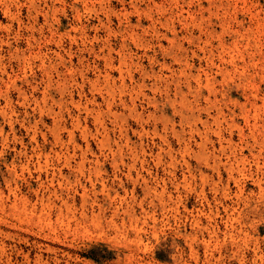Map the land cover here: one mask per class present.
Masks as SVG:
<instances>
[{"label": "rangeland", "instance_id": "1", "mask_svg": "<svg viewBox=\"0 0 264 264\" xmlns=\"http://www.w3.org/2000/svg\"><path fill=\"white\" fill-rule=\"evenodd\" d=\"M0 264H264V0H0Z\"/></svg>", "mask_w": 264, "mask_h": 264}, {"label": "bare ground", "instance_id": "2", "mask_svg": "<svg viewBox=\"0 0 264 264\" xmlns=\"http://www.w3.org/2000/svg\"><path fill=\"white\" fill-rule=\"evenodd\" d=\"M31 14V13H30ZM228 28V27H227ZM211 33V32H210ZM203 41V40H202ZM202 47V46H201ZM2 48V47H1ZM230 48V47H229ZM223 49V48H222ZM202 51V50H201ZM234 54V53H233ZM218 55V54H217ZM61 59V58H60ZM103 59H105V58H103ZM210 60V59H209ZM54 61V60H53ZM41 64V63H40ZM52 65V64H51ZM71 67V66H70ZM111 67V66H110ZM187 67V66H186ZM223 67V66H222ZM188 68V67H187ZM236 68V67H235ZM60 69V68H59ZM221 69V68H220ZM241 69V68H240ZM182 70V69H181ZM238 70V69H237ZM189 71V70H188ZM218 72V71H217ZM188 73V72H187ZM224 73V72H223ZM226 74V73H225ZM53 75V74H52ZM57 76V75H56ZM14 77V76H13ZM16 77V76H15ZM222 77V76H221ZM224 77V76H223ZM236 77V76H235ZM238 77V76H237ZM187 78V77H186ZM197 78V77H196ZM207 78V77H206ZM248 78V77H247ZM9 79V78H8ZM42 80V79H41ZM187 80H188V78H187ZM36 81V80H35ZM45 82V81H44ZM187 82H189V81H187ZM198 82V81H197ZM203 82V81H202ZM231 82V81H230ZM197 84V83H196ZM201 84V83H200ZM209 84V83H208ZM155 85V84H154ZM191 85V84H190ZM211 86V85H210ZM213 86V85H212ZM190 87V86H189ZM44 88V87H43ZM163 88V87H162ZM211 88V87H210ZM213 88V87H212ZM35 90V89H34ZM180 90V89H179ZM178 90V91H179ZM61 91V90H60ZM180 92H181V90H180ZM201 92V91H200ZM180 97H183L182 95L180 96ZM7 98V97H6ZM45 98V97H44ZM47 98V97H46ZM177 98V97H176ZM182 99V98H181ZM180 99V100H181ZM185 99V98H184ZM206 99H207V97H206ZM210 99V98H209ZM215 99V98H214ZM208 100V99H207ZM24 103V102H23ZM82 104V103H81ZM192 104V103H191ZM187 105H188V103H187ZM186 105V106H187ZM190 107V106H189ZM189 107H187V108H189ZM191 108V107H190ZM176 109H180V108H176ZM192 109V108H191ZM178 112V111H177ZM186 113V112H185ZM182 114V116H183V113H181ZM193 115V114H192ZM218 115H219V113H218ZM181 116V117H182ZM185 116V115H184ZM188 116V115H187ZM98 117V116H97ZM210 117V116H209ZM100 118V117H99ZM183 118V117H182ZM196 119V118H195ZM202 119V118H201ZM186 120H187V117H186ZM197 120V119H196ZM98 121V120H97ZM215 122V121H214ZM98 123V122H97ZM198 127V126H197ZM194 130V129H193ZM200 130V129H199ZM196 131V130H195ZM58 132V131H57ZM74 137V136H73ZM60 145V144H59ZM75 145V144H74ZM225 148V147H224ZM185 150H186V148H185ZM31 189V188H30ZM16 201V200H15ZM44 206V205H43ZM3 207H4V205H3ZM12 210V209H11ZM60 211V210H59ZM61 212V211H60Z\"/></svg>", "mask_w": 264, "mask_h": 264}]
</instances>
